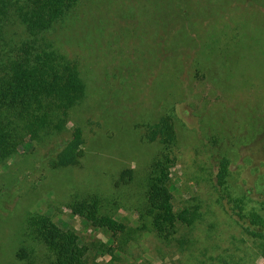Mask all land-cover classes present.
I'll list each match as a JSON object with an SVG mask.
<instances>
[{
	"label": "rangeland",
	"instance_id": "rangeland-1",
	"mask_svg": "<svg viewBox=\"0 0 264 264\" xmlns=\"http://www.w3.org/2000/svg\"><path fill=\"white\" fill-rule=\"evenodd\" d=\"M53 34L78 58L87 97L64 131L0 165V264L50 263L28 221L36 213L86 243L105 241L69 209L90 194L135 227L136 181L160 151L144 124L168 112L178 132L175 209L194 197L203 216L170 242L140 232L92 264H264V244L236 223L211 181L227 157L232 190L264 200V0H81ZM77 125L80 163L54 167Z\"/></svg>",
	"mask_w": 264,
	"mask_h": 264
},
{
	"label": "trees",
	"instance_id": "trees-1",
	"mask_svg": "<svg viewBox=\"0 0 264 264\" xmlns=\"http://www.w3.org/2000/svg\"><path fill=\"white\" fill-rule=\"evenodd\" d=\"M80 1L0 0V165H6L21 147L28 149L64 131L72 110L87 97L88 85L78 58L52 37ZM144 127L145 137L157 142L160 151L144 177L136 181L141 186L132 206L136 226L121 221L118 212L97 194L75 199L69 209L104 233L105 241L97 238L86 243L66 223L62 226L48 215L32 214L28 221L51 253L49 264H92L98 255L114 254L116 245L122 249L144 231L170 242L180 225L192 226L202 218L197 198L192 197L195 202L178 210L174 206V190H178L172 175L178 145L174 114H162ZM84 143L83 129L77 125L56 149L53 166L79 164ZM229 164L227 157L220 159L212 172L215 179L210 176L217 200L225 201L236 223L264 244V200L232 190ZM129 178L133 180L134 174L129 172Z\"/></svg>",
	"mask_w": 264,
	"mask_h": 264
}]
</instances>
